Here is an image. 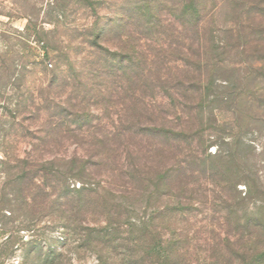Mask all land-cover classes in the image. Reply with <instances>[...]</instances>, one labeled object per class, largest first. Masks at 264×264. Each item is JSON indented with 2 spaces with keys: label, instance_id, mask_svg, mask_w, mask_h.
Instances as JSON below:
<instances>
[{
  "label": "trees",
  "instance_id": "1",
  "mask_svg": "<svg viewBox=\"0 0 264 264\" xmlns=\"http://www.w3.org/2000/svg\"><path fill=\"white\" fill-rule=\"evenodd\" d=\"M117 7L114 19L102 24L93 21L87 33L75 37L78 48L71 54L75 56L68 57L71 96L59 102L64 107L56 104L53 109L54 114L59 108L67 111L53 116L58 122L53 136L56 139L59 131L70 126L64 138L75 147L71 154L55 152L48 158H37L10 155L0 147V173L8 179L0 188V219L14 216L12 207H4L8 187L15 189L17 206L23 205L34 214L53 207L61 208L63 221L70 218L73 209L88 214L91 206L101 204L83 179L93 174L94 168L122 181L121 191L127 199L145 195L164 200L151 209L159 214L157 225L148 224L149 219H158L154 214L129 223L118 221L120 224L83 217L94 224L85 231L86 240L120 250L118 256L99 258L96 264H191L186 254L190 243L168 232L166 216L171 209H184L181 197L186 192L189 198L197 199L193 203L207 206L221 229L232 222L247 227L245 233L233 235L237 239L224 237L212 243L215 252L203 264H264V209L256 217L251 213L240 217L237 210L254 190L258 191V185L245 174L239 175L236 159H232L235 170L217 169L212 159L226 156L207 152L213 141L201 130L216 74L225 66L223 52L211 47L212 37H205L202 3L120 0ZM54 52L53 58L58 59L60 50ZM5 61L0 59V70L9 76L13 61ZM256 62L264 65V58L259 56ZM54 69L53 75L56 66ZM59 79L55 77V81ZM96 98L101 104L92 103L99 108L95 113L89 100ZM47 116L51 120L52 116ZM228 156L231 158V153ZM11 173H15L14 182ZM202 180L217 189L213 187L210 198L203 195L194 199ZM240 184L245 186L244 195L237 188ZM258 194L264 195V191L259 189ZM103 222L106 225L100 226ZM123 223L126 229L121 231Z\"/></svg>",
  "mask_w": 264,
  "mask_h": 264
},
{
  "label": "rangeland",
  "instance_id": "2",
  "mask_svg": "<svg viewBox=\"0 0 264 264\" xmlns=\"http://www.w3.org/2000/svg\"><path fill=\"white\" fill-rule=\"evenodd\" d=\"M119 1L87 0V4L84 0H0V59L6 60L4 64L13 61L9 76L0 70V147L10 155L48 158L55 152L71 154L75 147L64 138L70 126L65 132L59 131L56 139L53 136V129L58 128L57 117L53 116L67 112L59 108L54 114L53 109L56 104L64 107L58 105L59 102L64 103L71 96L68 94L72 75L68 57L75 56L71 54L78 48L75 37L86 32L93 21L102 24L116 17ZM199 1L205 37H212L211 47L223 52L225 64L216 74L201 130L213 141L207 152L212 156L219 152L226 156L212 159L217 169L235 170L232 159H236L239 175L255 180L258 191L254 190L237 210L240 217L245 213L256 217L264 209V195L258 194L259 189L264 191V65L256 62L259 56L264 58V0ZM111 43L110 40L108 46ZM54 49L60 50L58 59L53 58ZM23 64L26 65L23 67ZM54 66L56 74L53 75ZM56 76L64 77L57 82ZM45 100L46 105L42 103ZM95 101L101 104L97 98L90 99L89 103L92 105ZM91 105L90 110L96 113L98 106ZM46 113L53 118L50 120ZM104 167L107 166H103V171ZM198 167L201 169L200 165ZM91 169L94 173L83 179L90 183L101 204L91 206L86 215L73 209L70 218L64 221L58 207L38 215L23 205L17 206L15 189L7 188L9 193L3 205L12 207L14 216L0 219V264H96L99 258L118 256L120 250H110L102 243L97 245L95 241L86 240L84 233L94 224L83 221V217L103 218L118 224L146 219L152 214L158 218L159 214L151 209L164 204L163 199L145 195L127 199L121 191L122 181L111 179L102 170ZM10 175L14 182L15 173ZM7 180L0 173V188ZM199 185L194 199L213 196L214 185L204 180ZM244 187L243 184L237 187L241 195H244ZM189 197L188 192L181 197L183 210L171 209L166 214L170 221L167 230L173 237L180 236L190 243L186 254L191 264H203L215 252L210 247L212 243L224 237L237 239L239 237L233 235L245 233L247 227L244 229L243 225L236 226L232 222L221 229L207 206L193 203L197 199ZM148 222L157 225L160 220L149 219ZM125 223L119 227L121 231L126 229ZM104 225V222L100 224Z\"/></svg>",
  "mask_w": 264,
  "mask_h": 264
}]
</instances>
